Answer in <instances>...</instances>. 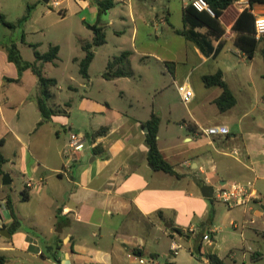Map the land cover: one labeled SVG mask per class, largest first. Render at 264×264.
I'll use <instances>...</instances> for the list:
<instances>
[{"label": "crops", "instance_id": "1", "mask_svg": "<svg viewBox=\"0 0 264 264\" xmlns=\"http://www.w3.org/2000/svg\"><path fill=\"white\" fill-rule=\"evenodd\" d=\"M99 1L63 2L64 12L79 16L81 32L88 34L81 36V56L73 58L79 72L86 55L83 47L94 38L88 25L102 27L106 33V43L93 49L89 77L80 74L78 86L83 92L77 129L69 112L43 120L39 81L30 69L19 81H9L18 79V69L9 62L5 47L12 40L2 36L0 29V139L5 141L1 152L6 159L0 175V204L5 207L0 211V255L7 257L6 264H138V258L157 263L158 248L165 241L171 249L173 242L193 238L201 254L203 236H211L210 245L215 239L211 227L216 201L213 194L203 196L205 186L214 192L220 185L253 182L259 199L242 209L244 215L264 216L256 212L261 199L264 210V40L250 59L235 46L233 30L244 10L257 19L264 16V5L236 0L220 18L225 34L213 41L215 48L222 45L221 51L206 56L176 32L185 28L183 10L191 0H182L180 27L171 23L170 0L154 4L141 0L142 6L139 0H114L115 5L101 17ZM146 11L148 18L143 16ZM35 12L24 26L32 23ZM139 25L148 29L142 38ZM173 36L184 41L176 54L167 48ZM13 42L22 56L21 45H37L27 44L25 35L24 40ZM57 46L59 58L54 65L62 51ZM125 52L130 53L132 75L105 79L109 62ZM97 60L103 69L93 75ZM218 72L235 98V105L224 112L216 103L223 88L206 87L202 80ZM168 83L178 92L186 114L166 99ZM182 84L195 93L189 104L178 91ZM111 87L118 92L115 105L107 95H96ZM69 89L77 90L73 84ZM150 92H158L160 101ZM152 114L160 118L158 148L178 176L155 170L149 161L146 122ZM214 126H226L230 134L203 133ZM101 128L106 132L94 141L86 137ZM62 131L69 133V142H60ZM72 132L85 136L88 144L83 152L72 151ZM22 193L27 200H22ZM14 219L20 225L11 233ZM252 220L242 224L253 225ZM232 225L240 227L237 222ZM209 254L221 259L213 252L206 257Z\"/></svg>", "mask_w": 264, "mask_h": 264}, {"label": "rangeland", "instance_id": "2", "mask_svg": "<svg viewBox=\"0 0 264 264\" xmlns=\"http://www.w3.org/2000/svg\"><path fill=\"white\" fill-rule=\"evenodd\" d=\"M161 1L150 0L149 3L154 4ZM138 2L139 6L144 5V1L139 0ZM34 4L33 0H0V7L4 11L2 12L3 15H5L7 21L14 24H17L27 14L28 6L32 7ZM167 5L171 13V23L180 27L182 25V0H170ZM34 10L36 12L32 23L26 26L23 24L14 30L0 25L1 35L9 36L12 41H19L25 35L27 44H37L39 47H37V51L42 54L48 52L52 46L59 45L61 47L60 59L56 63L58 65L41 64L44 76L58 81V84L51 89L52 97L48 105L56 110L59 115L69 112L70 123L74 124L73 129H77L81 126V93L83 90L78 86L81 84L79 65L73 61V58L81 56V36L86 38L88 34L81 32L79 16L71 15V11L61 14L57 9L41 2H37L32 7L31 15ZM48 10L51 11L48 12ZM143 16L148 18L149 12H143ZM139 29V37L142 38L148 29L141 25H139ZM170 40L172 42L168 44L167 48L172 54H176L184 41L176 36L170 37ZM138 43H140V40H138ZM21 49L25 61H35L33 48L29 45H21ZM169 57L172 58L173 55ZM102 69L103 64L97 60L93 68V75H99ZM72 78L75 82L69 81ZM70 84L75 85L77 90H70ZM150 93L160 101L161 96L158 92ZM117 94V89L114 87L96 93L99 97L107 95L113 105L118 101ZM165 96L181 114H186V107L173 85L167 84ZM67 102H71L70 107L66 106ZM60 142H69L68 132L62 131ZM261 202L262 199L257 202L256 209L259 211L256 212H263L264 214V210L261 209ZM213 207L215 208V218L211 229L214 230L215 239L211 245L209 242L204 241L202 253L200 254L196 246V239H183L180 241L183 248L175 256L170 252L169 242L165 241L158 248L160 253L156 259L158 264H206V253L211 252L218 254L224 264H264V216L260 217L255 212L244 215L242 208H230L217 202H214ZM245 219L247 221L253 219L255 223L253 225L248 223L243 228L242 222ZM233 222H237L240 227L235 229L232 225ZM256 230L258 233L255 232Z\"/></svg>", "mask_w": 264, "mask_h": 264}, {"label": "trees", "instance_id": "3", "mask_svg": "<svg viewBox=\"0 0 264 264\" xmlns=\"http://www.w3.org/2000/svg\"><path fill=\"white\" fill-rule=\"evenodd\" d=\"M212 10L215 13V16H211L206 12H198L195 8H193L190 4L186 6L183 10V22L185 28L183 30H177L176 32L188 40L194 42L200 51L206 55H214L216 56L222 49V45H218L216 48L213 45L214 40H218L225 34V28L222 25L220 18L223 13L231 6L236 0H206ZM251 4L258 3L264 5V0H250ZM114 0H101L98 3L99 7V17L103 15H107L108 11L114 6ZM32 7L28 6L27 14L21 18L17 24L11 23L7 21L5 15L0 13V25L9 29H16L17 27L25 24L31 17ZM255 24L256 18L254 15L248 11L244 10L236 20L233 30L237 33L235 38V46L242 51L248 58L252 59L257 51L259 41L255 38ZM88 27L93 31L94 38L91 44H87L83 47L86 55L84 59L80 62V74L84 78L89 77V67L94 59V48L101 47L106 43V33L102 27H98L97 25ZM200 28H206V33H201L198 31ZM22 40H24V35L22 36ZM7 55L9 62L13 63L18 69V79L17 80H9V81H19L23 72L26 70H31L38 78L40 85V97L38 99V107L42 113L43 120L48 121L52 115L57 114L55 110L49 107L48 102L52 97L51 89L57 85L55 79H50L44 76L42 63H53L59 58V47L52 46L49 48V51L46 53H40L37 51V45H32L34 48V62L25 61L21 55V52L18 46L12 41L6 46ZM130 53L125 52L121 54L119 57L114 58L107 65L106 71L103 73V77L107 80L119 77H128L132 75V70L130 67L129 61ZM203 83L206 87H214L220 86L223 88L222 95L217 99L216 103L219 109L224 112L235 105V98L232 92L228 89L226 83L223 80V76L221 72H218L214 75H206L203 77ZM160 125V118L156 114H152L151 119L146 122V126H148L149 131L146 134V144L150 150L149 161L154 166L155 170L163 171L170 175H175L172 165L168 163L162 156L159 148H158V129ZM106 132L105 128H101L100 130L86 134V137L90 141H94L97 137L102 136ZM4 139H0V175H3V166L6 163V159L1 152V148L4 146ZM22 200H27V197L24 196ZM11 213L13 214L11 205L8 204ZM14 215V214H13ZM20 223L17 219H14V223L9 228V231L12 233L16 229H18ZM55 261H58L56 257H54ZM207 259L209 264H224L223 260H221L215 254L207 255ZM7 257L0 255V264L7 263Z\"/></svg>", "mask_w": 264, "mask_h": 264}, {"label": "built area", "instance_id": "4", "mask_svg": "<svg viewBox=\"0 0 264 264\" xmlns=\"http://www.w3.org/2000/svg\"><path fill=\"white\" fill-rule=\"evenodd\" d=\"M63 2L64 0H49L48 6L53 9H57L61 14H64ZM190 5L198 12H206L211 16H215L214 11L206 0H191ZM255 30L256 40H264V16L256 19ZM178 91L185 104H189L195 97L193 89L185 84L179 85ZM203 133L207 136H228L230 134V130L226 126H214L212 128L204 129ZM87 144L88 143L84 135L73 132L70 134V147L74 153L83 152ZM236 154L237 152H234V155ZM27 187H31L30 182L27 183ZM213 198L216 202L225 204L230 208H243L245 210L249 209L252 202L259 199L255 191L254 183L251 181L220 185L216 188V190H214ZM4 208L0 204V211ZM251 223H255V221L252 220ZM243 228H245V225H243ZM189 231L192 233L194 230L190 229ZM203 240L211 242V236L204 235ZM182 248L183 246L180 243L173 242L170 250L171 253L176 256ZM137 261L138 264H157L152 258H138Z\"/></svg>", "mask_w": 264, "mask_h": 264}, {"label": "water", "instance_id": "5", "mask_svg": "<svg viewBox=\"0 0 264 264\" xmlns=\"http://www.w3.org/2000/svg\"><path fill=\"white\" fill-rule=\"evenodd\" d=\"M44 2V4L48 5L49 3V0H42ZM148 128H146V132L148 133ZM87 159V158H86ZM4 178H7V176H5ZM208 192V193H207ZM212 194H213V191L211 188L209 187H204L203 188V196L206 197V198H211L212 197ZM4 233H6V236L9 238V233L7 230H3Z\"/></svg>", "mask_w": 264, "mask_h": 264}]
</instances>
